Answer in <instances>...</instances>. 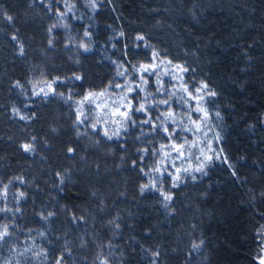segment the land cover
Segmentation results:
<instances>
[{"label": "trees", "instance_id": "trees-1", "mask_svg": "<svg viewBox=\"0 0 264 264\" xmlns=\"http://www.w3.org/2000/svg\"><path fill=\"white\" fill-rule=\"evenodd\" d=\"M96 4L0 0V264H261L264 0ZM152 63L186 68L176 67L183 88L151 73L155 90L130 94L147 109L129 113L135 125L107 124L85 99L127 96L134 69ZM185 88L204 91L220 158L170 176L153 125L182 112ZM170 126L184 138V123ZM117 128L119 139L103 134Z\"/></svg>", "mask_w": 264, "mask_h": 264}, {"label": "rangeland", "instance_id": "rangeland-1", "mask_svg": "<svg viewBox=\"0 0 264 264\" xmlns=\"http://www.w3.org/2000/svg\"><path fill=\"white\" fill-rule=\"evenodd\" d=\"M152 65L153 68H150L147 72L141 71L140 69H134V73L137 75L139 84L136 83L130 85L133 91L127 92L128 100L132 101L133 109L142 103L143 100H140L135 96H130L131 93L137 91V89H140V87L146 92H148L150 89L155 90L156 88V81L153 77L149 78V72L157 77L162 76L158 79H166L167 82L169 81L173 84H176L178 88L182 87L176 67L172 66L171 68L167 69V66H162L161 64L152 63ZM154 71H158V73H153ZM145 80H147V83H145ZM187 90V92L184 91L186 95L185 103L183 105L178 104L179 107L183 108L182 112H173L175 123L172 122L173 118L166 117L165 115H162V121H159V119L154 122L157 126L163 124L167 128L171 127V124L176 125L177 127V124L182 125L184 123V126H186L187 129H190V131L183 129L184 138L182 137L183 139H177L176 136L179 135L176 133V130H170L171 132H174V135H171V138H169V134L163 132L160 128V131H162L161 133H163L162 135L165 142L164 144L166 145L165 147L167 155L165 156L164 160L166 170H168V172L172 173L174 176H176L178 173H182V171H197L198 168L202 169V167L211 160H218L220 158L219 155H214V150L217 153L216 142L218 140L217 137L214 136V130L208 126V117L205 116L203 112L197 111L198 108H204L201 103L203 100L204 91L200 90L197 92L196 90L190 88H187ZM163 92L164 91L161 93ZM189 92L192 93L193 97H199V102H197V99L190 98L188 95ZM118 94L119 96L116 98L104 97V95H98L94 97V100L99 102L102 116L104 117L107 124L114 123L122 119L123 117L119 114V112L126 111L125 108L120 107V104H127L128 102L127 100H121V94H123L122 91L118 90ZM117 108H119V112L115 111ZM142 113L145 114L147 112ZM191 121H196L200 125L199 129H197L196 125ZM184 139L185 142H183ZM187 140L190 141L187 142ZM173 144L177 146H180L181 144L183 145V147L180 148L179 153L172 147ZM180 153L183 154L181 155ZM209 157L211 159H209ZM177 169H179V171H177ZM261 260H264V249Z\"/></svg>", "mask_w": 264, "mask_h": 264}, {"label": "snow or ice", "instance_id": "snow-or-ice-1", "mask_svg": "<svg viewBox=\"0 0 264 264\" xmlns=\"http://www.w3.org/2000/svg\"><path fill=\"white\" fill-rule=\"evenodd\" d=\"M41 2H42V0H41ZM90 4H91V7H93V8L97 7L96 0H90ZM69 10H71V9H69ZM60 15L63 16L64 14H63V13H60ZM7 19H8L9 21H11V20H12V17H11V16H8ZM49 31H51V29H49ZM84 35H85V36H88L89 33H88V32H85ZM121 35H123V33H121ZM136 39H137V40H143L144 37H143V36H137ZM13 40H17V37L13 36ZM49 44L51 45V41H49ZM81 47H83L85 51H88V50H89V49L87 48V46L84 45V44H82ZM20 53L23 54V47H22V46H21V49H20ZM155 55H157V54L154 53V56H155ZM168 63H171V61H168ZM176 67H177V68H180L181 71H187L186 68H183V67L180 66V65H177ZM150 68H153V65H141V66H140V70H141V71H145V72H147ZM121 75H123V73H121ZM149 75H151L150 72H149ZM75 79H76V80H80L81 77H80V76H75ZM156 82H157L158 84L161 83L159 80H157ZM145 83H147V80H145ZM17 86H19V85H17ZM110 87H111V85H110ZM117 87H121V85H117ZM138 87H139V86H138ZM201 88H202V89H208V85H207L206 83H202ZM140 90L143 91V88H141ZM184 90H185L186 92L188 91L187 88H185ZM200 90H201V89H196L197 92H199ZM127 91H128V92L133 91V89L131 88V86H128V87H127ZM96 95H97L96 93L89 92V93L87 94V96L85 97V99H90V98H92V97H95ZM99 95H104V93H99ZM188 95H189L190 98L197 99V102H199V97H193L191 92H189ZM207 95L215 97V96L217 95V93H216L214 90H209V91L207 92ZM145 99H147V97H145ZM121 100H128V97H127V96H122V97H121ZM79 103L82 104L83 101H80ZM160 103L167 105V104H168V101H167L166 99H164V100H161ZM120 107H123V108L126 109V111H124V112H119V108L115 109V111H116V112H119V114L124 118L123 121H120V122H119V123H121V124L131 123L132 125H135V124H136V121H135V119H133V117H132L131 115H129V113L132 112V111H134V112H141V113H142V112H146V106H145V104H143V103H140L138 106H136V107L133 109V105H132V101H131V100H128V103H127V104H123V103H121V104H120ZM77 111H80V110L78 109ZM197 111L203 112V113L205 114V116H207V110H206V109H204V108H198ZM81 114H82V113H81ZM164 115H165L166 117H169V118H173V117H174V113L171 112V111L166 112ZM216 115H217V117H219V113H217ZM20 118H21V119H27V117H24V116H21ZM157 119L159 120L160 117L158 116ZM172 122L175 123L174 118H173ZM191 122H192L193 124L196 125V128H197V129H199L200 125H199L196 121H191ZM81 123H82V121H81ZM141 123H145V124L150 123V119H145V120L141 121ZM93 127H95V125H93ZM153 127H157V125H153ZM159 127L162 129L163 132L169 134V138H171V135H174V132H171V133H170V132H169V129H168L166 126H164L163 124L159 125ZM123 130L126 132V131H127V128L125 127ZM185 130H186V131H190V129H187V128H186ZM103 134H104L109 140L113 139L114 136H115L117 139H119V138H120V129H119V128L114 129L111 135H109V133H108L107 130H104V133H103ZM121 146L123 147V145H121ZM21 147L23 148V150H24L25 152L32 153V152L34 151V147H33V145H32L31 143L23 144V145H21ZM163 147H164V146L162 145L161 148H163ZM172 147H173L174 149H176V151L179 153V150H180V148L183 147V145L181 144L180 146H177V145L173 144ZM68 151L71 153V152H74V149L69 148ZM140 151H143L144 153H147V149H146V148H145V149H141ZM180 154L182 155L183 153H180ZM165 155H167V154H165ZM209 159H211V158L209 157ZM161 164H163V160H161ZM133 167H136L135 162H133ZM230 167H231V165H230ZM155 170L158 171V172L160 171L159 168H156ZM201 170H202L201 168H198V169H197V171H201ZM141 171H143V169H141ZM177 171H179V169H177ZM168 174H169L170 176L172 175V173H168ZM58 175H59V173H58ZM174 179H175V180H179V177H174ZM193 179H195V177H193ZM21 182H23V181H21ZM61 182H62V181H61ZM172 186H173V187H177L178 185H177L176 183H173ZM146 187H147L146 185H145V186H141V193H142V194H143V192L145 191ZM152 187L155 188V185H153ZM156 190L161 192V195L164 196V199H165V200H167V201H171V199H172L171 194H169V193H165V192H163L161 189H156ZM5 192H6V189H5ZM22 195H23V194H22ZM165 207H167V204L165 205ZM51 215H52V213H49V216H51ZM74 219H75V217H74ZM80 219L83 220L84 218H83V217H80ZM110 223H114V222H113V221H110ZM115 227H116L117 229H119L120 225L117 223V224H115ZM8 234H9V233H8V227H7L6 225L3 226L2 228H0V240L4 239V237H6ZM194 247H199V245H194ZM153 255L156 256V257H159L160 253H159V251H156V252L153 253ZM62 260H63V256H61V257L56 261V264H61V261H62ZM102 264H107V261H106V260H105V261H102ZM261 264H264V260L261 261Z\"/></svg>", "mask_w": 264, "mask_h": 264}]
</instances>
